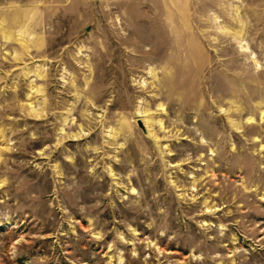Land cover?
Here are the masks:
<instances>
[{
	"label": "rangeland",
	"instance_id": "obj_1",
	"mask_svg": "<svg viewBox=\"0 0 264 264\" xmlns=\"http://www.w3.org/2000/svg\"><path fill=\"white\" fill-rule=\"evenodd\" d=\"M0 264H264V0H0Z\"/></svg>",
	"mask_w": 264,
	"mask_h": 264
}]
</instances>
